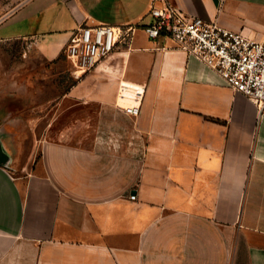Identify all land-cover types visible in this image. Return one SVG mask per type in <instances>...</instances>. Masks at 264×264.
Masks as SVG:
<instances>
[{"label": "crops", "instance_id": "crops-1", "mask_svg": "<svg viewBox=\"0 0 264 264\" xmlns=\"http://www.w3.org/2000/svg\"><path fill=\"white\" fill-rule=\"evenodd\" d=\"M166 1L264 44V0ZM151 2L28 0L0 23L48 61L79 25H139L58 100L98 105L92 145L43 137L17 161L0 130V264H264V112L149 40ZM123 83L145 86L137 116L116 105Z\"/></svg>", "mask_w": 264, "mask_h": 264}, {"label": "built area", "instance_id": "built-area-1", "mask_svg": "<svg viewBox=\"0 0 264 264\" xmlns=\"http://www.w3.org/2000/svg\"><path fill=\"white\" fill-rule=\"evenodd\" d=\"M160 3H157V2ZM145 24L149 40L166 36L216 72L234 91L251 100L258 112H264V44L241 32L223 28L214 22L184 14L166 0H152ZM138 24L113 25L98 23L79 25L71 33L65 47L73 76L81 78L94 69L118 44L129 47ZM145 86L121 84L116 105L130 116H137ZM130 193L129 198L135 199Z\"/></svg>", "mask_w": 264, "mask_h": 264}, {"label": "rangeland", "instance_id": "rangeland-1", "mask_svg": "<svg viewBox=\"0 0 264 264\" xmlns=\"http://www.w3.org/2000/svg\"><path fill=\"white\" fill-rule=\"evenodd\" d=\"M26 1L0 0V23ZM16 29L0 25V38H5L0 39V130L15 136L10 144L17 161L35 156L34 142L43 137L92 145L98 105L80 99L69 108L58 107L61 96L79 80L64 53L48 61L28 40L7 39Z\"/></svg>", "mask_w": 264, "mask_h": 264}, {"label": "water", "instance_id": "water-1", "mask_svg": "<svg viewBox=\"0 0 264 264\" xmlns=\"http://www.w3.org/2000/svg\"><path fill=\"white\" fill-rule=\"evenodd\" d=\"M2 154H3V153H2ZM3 157H6V158H3V159L1 158V148H0V158H1L0 161H1V162L4 161L5 164H6L8 158H7V156H5L4 154H3Z\"/></svg>", "mask_w": 264, "mask_h": 264}, {"label": "trees", "instance_id": "trees-1", "mask_svg": "<svg viewBox=\"0 0 264 264\" xmlns=\"http://www.w3.org/2000/svg\"><path fill=\"white\" fill-rule=\"evenodd\" d=\"M63 53H64V50H63ZM62 54V53H61ZM61 54L58 56V58L61 56ZM65 55V54H64Z\"/></svg>", "mask_w": 264, "mask_h": 264}]
</instances>
